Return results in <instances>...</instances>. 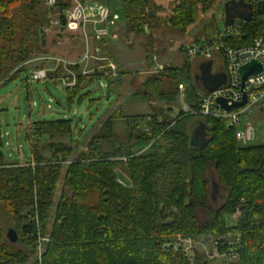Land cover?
Returning a JSON list of instances; mask_svg holds the SVG:
<instances>
[{
	"label": "trees",
	"instance_id": "1",
	"mask_svg": "<svg viewBox=\"0 0 264 264\" xmlns=\"http://www.w3.org/2000/svg\"><path fill=\"white\" fill-rule=\"evenodd\" d=\"M45 1L0 0V86L27 72L32 59L49 54L38 37L41 28L52 26L53 12L67 29L64 13L72 0H58L50 9ZM96 1L109 6L113 0ZM122 2L125 35L145 38L150 65L160 54L157 32L185 35L215 4L178 0L163 19V8L152 0ZM244 30L241 43L264 31L253 24ZM184 60V67L167 65L151 74L134 94L139 100L154 96L164 103L161 108L150 115L115 109L79 152L65 141H76L70 119L33 122L26 134L28 161L12 163L0 150V264H264V144L241 146L224 120L174 114L179 84H186L190 102L208 93L194 72L205 62ZM103 76L78 74L76 86L66 87L68 104L84 98L82 92ZM104 79L109 91L121 89ZM120 122L126 126L122 135ZM200 125L206 138L196 143ZM119 171L130 186L119 180ZM209 172L220 188L218 207L210 201ZM228 215L236 216L235 226L228 227ZM11 227L20 237L15 244L5 237ZM206 237L214 238L220 262L197 250L188 257L180 243Z\"/></svg>",
	"mask_w": 264,
	"mask_h": 264
},
{
	"label": "rangeland",
	"instance_id": "2",
	"mask_svg": "<svg viewBox=\"0 0 264 264\" xmlns=\"http://www.w3.org/2000/svg\"><path fill=\"white\" fill-rule=\"evenodd\" d=\"M163 8L161 16L166 19L170 16L173 5L178 0H152ZM211 11L203 14L199 23L192 27L185 35L174 33L166 28L155 34L158 40L156 47L160 54H155L152 65L147 64L144 49L145 38L143 36L125 35V9L122 0H113L109 9L117 14L120 20L117 28L120 30L118 40H108L106 43L96 42L86 38L79 32H71L62 29L59 22V13L53 12V24L46 31L47 45L44 48L49 54L32 59L28 62V71L22 73L19 78L9 84L0 86V150L12 163H23L31 158L30 146L26 138L29 127L36 121H52L70 119L73 124V137H69L66 143L75 146L76 152L83 150L88 141L100 129L105 119L112 112L121 108L125 115L152 114L154 109L161 108L164 103L154 96L151 100L133 99L134 94L142 89L146 79L155 73V67L163 65L176 68L184 67L186 60L179 49L196 40L203 41L207 37H214L224 29V19L241 18L250 19L251 6L237 0H214ZM49 8V7H47ZM65 17L68 11L64 13ZM193 59H191L192 61ZM78 64V70H71L70 65ZM45 69L52 79L34 82L32 75L34 70ZM195 74L200 79L201 70L196 66ZM103 73L104 78L114 81L119 90L108 89V82L102 78L89 85L82 93L84 98L78 96L69 105L68 93L65 83L68 78H76L78 74L94 75ZM205 82L210 80L207 73ZM118 78H121L120 81ZM57 83V84H55ZM208 83V82H207ZM186 85V84H185ZM187 93V91H186ZM174 114L180 112L179 101L176 97ZM190 99L187 98V102ZM50 106V107H49ZM255 128L256 140L250 145L264 144V111L255 109L245 117ZM126 126L117 123V131L124 134ZM206 138L205 130L200 125L194 132L193 139L197 143ZM119 180L126 186H130L127 175L119 171ZM211 195L210 201L214 207L221 204V193L216 176L209 172ZM58 196L56 202L58 201ZM201 220H207V216L201 212ZM228 227L237 224L234 215L226 217ZM214 238L206 237L192 246L194 251L205 253L210 259L216 258L215 263L222 257H216ZM28 264H32L29 262Z\"/></svg>",
	"mask_w": 264,
	"mask_h": 264
},
{
	"label": "built area",
	"instance_id": "3",
	"mask_svg": "<svg viewBox=\"0 0 264 264\" xmlns=\"http://www.w3.org/2000/svg\"><path fill=\"white\" fill-rule=\"evenodd\" d=\"M57 1L46 0L45 5L50 9L57 4ZM242 1L251 6L252 16L249 21L235 18L232 23L228 24L223 18L225 27L222 32H218L216 36L203 41L191 42L186 45L184 50V56L187 59L212 62L214 75L225 74V83L214 92L203 95L198 101L193 100L191 102H187L186 85L179 84L177 99L181 114L224 120L228 128L235 130L237 142L246 147L256 140L257 129L249 120H245V117L255 109L264 110V31L262 35L254 37L249 43L239 41L246 38L244 30L246 24L257 25L264 29V13L257 11L258 4L261 2L264 4V0ZM65 18L67 29L71 32H79L86 38L87 42L90 38H94L96 42L105 43L108 40L119 39L120 30L117 28V23L120 20L119 15L113 14L107 5L99 1L72 0V6ZM71 23H75L77 28L71 30L69 28ZM253 60L262 63L263 71L248 77L242 91L240 86L242 79L238 71L241 66ZM164 69L163 65L158 64L155 67V73H160ZM32 79L34 82L47 80V70H35ZM65 86L75 87L76 79L68 78ZM244 93L247 95V102L243 107L227 110L217 103V100L222 98L231 107L242 101ZM192 242L190 239L180 240L188 257L193 256L188 254L193 251L192 246L194 247L195 244ZM39 253H41V248H39ZM215 256L223 258L217 252Z\"/></svg>",
	"mask_w": 264,
	"mask_h": 264
},
{
	"label": "water",
	"instance_id": "4",
	"mask_svg": "<svg viewBox=\"0 0 264 264\" xmlns=\"http://www.w3.org/2000/svg\"><path fill=\"white\" fill-rule=\"evenodd\" d=\"M257 11L259 13H264V4L261 2L258 4L257 6ZM235 19V18H234ZM233 18H231L230 20L227 19L226 22L228 24L232 23ZM251 19V18H250ZM250 19H245V20H250ZM69 28L71 30H74L77 28V25L75 23H71L69 25ZM40 38V46L41 48H45L46 45H47V33H46V30H44L43 28H41L39 30V37ZM211 68H212V63L211 62H205L202 67L200 68L201 70V82L203 83V87L204 89H206L208 91V93H212L214 92L215 90H217L219 87H221L222 84L225 83V76H214L212 75L211 73ZM263 71V65L260 61L258 60H253V61H249V63L241 66V68L239 69V74H240V77L242 79V85L241 88H242V91L244 90V84L247 80L248 77L252 76V75H257V74H260L261 72ZM207 73L208 77H210V80L205 82V77L204 75ZM246 102H247V95L246 93H244L243 95V99L241 102L237 103V104H234L233 106H228L227 105V101L226 100H222V98H219L217 100V103L222 106L223 108L227 109V110H231L232 108H238V107H243L246 105ZM205 130V129H204ZM198 140V138H197ZM199 141V140H198ZM18 232L14 229V228H9L6 232V236L8 241L12 244H15L19 241V236H18Z\"/></svg>",
	"mask_w": 264,
	"mask_h": 264
},
{
	"label": "flooded vegetation",
	"instance_id": "5",
	"mask_svg": "<svg viewBox=\"0 0 264 264\" xmlns=\"http://www.w3.org/2000/svg\"><path fill=\"white\" fill-rule=\"evenodd\" d=\"M202 67V66H201ZM200 67V68H201ZM213 75V73H212ZM201 78V77H200ZM195 80H196V83L198 84L199 87H203V83L201 82V79L198 78V76L195 74Z\"/></svg>",
	"mask_w": 264,
	"mask_h": 264
},
{
	"label": "crops",
	"instance_id": "6",
	"mask_svg": "<svg viewBox=\"0 0 264 264\" xmlns=\"http://www.w3.org/2000/svg\"><path fill=\"white\" fill-rule=\"evenodd\" d=\"M68 30V29H67ZM212 63V62H211ZM35 71V70H34ZM214 72V69H213V63H212V68H211V73H213ZM213 75H214V73H213Z\"/></svg>",
	"mask_w": 264,
	"mask_h": 264
}]
</instances>
